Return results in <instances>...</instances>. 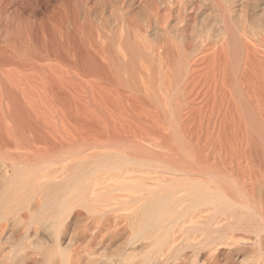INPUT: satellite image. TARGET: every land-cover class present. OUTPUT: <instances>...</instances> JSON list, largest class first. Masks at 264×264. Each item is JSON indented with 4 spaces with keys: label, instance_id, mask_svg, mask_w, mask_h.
<instances>
[{
    "label": "bare ground",
    "instance_id": "bare-ground-1",
    "mask_svg": "<svg viewBox=\"0 0 264 264\" xmlns=\"http://www.w3.org/2000/svg\"><path fill=\"white\" fill-rule=\"evenodd\" d=\"M19 221L264 264V0H0V232ZM58 236L68 264L87 248Z\"/></svg>",
    "mask_w": 264,
    "mask_h": 264
},
{
    "label": "rangeland",
    "instance_id": "rangeland-1",
    "mask_svg": "<svg viewBox=\"0 0 264 264\" xmlns=\"http://www.w3.org/2000/svg\"><path fill=\"white\" fill-rule=\"evenodd\" d=\"M109 19H111L110 21H113L112 18H109ZM110 27H112V25H110ZM24 222L25 221H22V222L19 221V222L13 223L11 225L12 228L10 227L7 231H4L3 233L2 231L0 232V264H62L63 262L64 264H68L69 263L68 260L67 262H65V259H66L65 257L69 255V252L68 253L66 252L64 254L61 250L58 249V242H59L58 235H60V237H62L63 235L67 236L65 237V240L63 241L64 243L62 242V245L65 244L62 246L63 249L70 248L69 246L71 244V240H72L71 246H73L72 248L77 247L80 244L81 246L86 245V243L89 242V240H91L89 237H85L86 239H84L83 237L80 238L79 232L82 227L78 225H73V227L66 228V230L62 228L63 230H61V232L56 233V231L54 232V229H51V228L45 229V227L43 226H41L42 228H39L40 230L34 229V226H32L33 224H31V226L29 224L28 226L27 222H25L26 224ZM38 227L40 226L38 225ZM38 231L40 235H43L40 238H39V234H37ZM66 231L68 232L65 233ZM53 232L54 234L56 233L55 234L56 236L53 234ZM35 233L37 235H35ZM68 238L69 239L71 238V239L68 240ZM67 240L70 241L69 242L70 244L67 242ZM107 244H108L107 242L102 243V242H99L98 240H94L93 242L89 243L90 246L88 244L86 245L87 248H85V250L81 249L82 248L81 247L80 252L82 254L78 257H75L73 259L74 261L72 262V264L75 263V260L77 261L75 264H115V263L117 264V262L120 261V258L123 257V253L125 254L128 253L126 254L127 256H125V254L124 256L129 258L132 262H134V258H135L136 259L135 264H136V261L140 264L139 261L142 260V256L141 257L139 256V255H142L141 245L140 247L139 246L134 247L120 240L115 241L112 244H108V245ZM23 247H25L26 249ZM56 248H57V251H56ZM68 249L67 251L70 250ZM21 250H24L26 252H21ZM89 250L94 251L92 252L94 257L93 255L87 252ZM136 250L138 251L135 252ZM121 253L122 255H120ZM27 254H30L31 256ZM87 254H90L92 258L91 256L89 257ZM135 254H138V255H135ZM118 255L121 257H119ZM29 256H30V259H28Z\"/></svg>",
    "mask_w": 264,
    "mask_h": 264
}]
</instances>
